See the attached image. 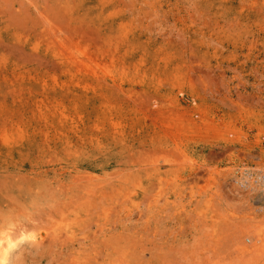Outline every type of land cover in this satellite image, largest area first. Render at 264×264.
Instances as JSON below:
<instances>
[{
	"label": "rangeland",
	"instance_id": "rangeland-1",
	"mask_svg": "<svg viewBox=\"0 0 264 264\" xmlns=\"http://www.w3.org/2000/svg\"><path fill=\"white\" fill-rule=\"evenodd\" d=\"M262 159L264 0H0V264H264Z\"/></svg>",
	"mask_w": 264,
	"mask_h": 264
},
{
	"label": "built area",
	"instance_id": "built-area-1",
	"mask_svg": "<svg viewBox=\"0 0 264 264\" xmlns=\"http://www.w3.org/2000/svg\"><path fill=\"white\" fill-rule=\"evenodd\" d=\"M247 171L249 172L248 179L242 183L237 181L242 175L245 176ZM232 183L239 194H249L253 204L257 206V209H264V159H262L261 162H241L236 165L233 172Z\"/></svg>",
	"mask_w": 264,
	"mask_h": 264
},
{
	"label": "bare ground",
	"instance_id": "bare-ground-1",
	"mask_svg": "<svg viewBox=\"0 0 264 264\" xmlns=\"http://www.w3.org/2000/svg\"><path fill=\"white\" fill-rule=\"evenodd\" d=\"M248 171H247V173H246V175L244 176V175H242V177H239L238 179H237V181H240V183H242L243 181H246L247 179H248ZM245 174V173H244ZM239 183V184H240ZM1 226V225H0ZM5 226V225H4ZM28 227H29V225H28ZM4 229H6V227L4 228ZM25 230V229H24ZM56 231V230H55ZM65 231V230H64ZM19 232V231H18ZM24 232V231H23ZM6 233V232H5ZM8 233V232H7ZM48 233V232H47ZM4 235V234H3ZM7 235H9V234H7ZM24 235V233L23 234H20V237H22ZM19 236V235H18ZM25 236V235H24ZM29 236H30V234H29ZM40 236V235H39ZM19 237V238H20ZM44 237H45V235H44ZM48 237H49V235H48ZM3 238V237H2ZM5 238V237H4ZM21 239V238H20ZM31 239H33L32 237H31ZM11 240V239H10ZM2 241V240H1ZM39 242H40V240H39ZM1 243V242H0ZM7 243V242H6ZM6 243H5V245H6ZM10 243V242H9ZM1 245V244H0ZM7 246V245H6ZM5 246V247H6ZM41 246V245H40ZM9 247V246H8ZM12 246H10V248H11ZM1 248V247H0ZM2 248H4V247H2ZM7 248V247H6ZM8 249V248H7ZM3 250V249H2ZM9 250V249H8ZM3 251H5V250H3ZM1 253V252H0ZM1 257V256H0ZM5 261V260H4ZM15 263V262H14ZM12 264V263H11Z\"/></svg>",
	"mask_w": 264,
	"mask_h": 264
}]
</instances>
